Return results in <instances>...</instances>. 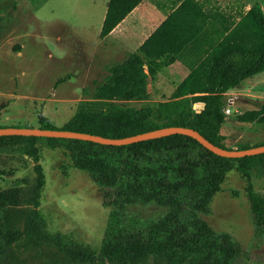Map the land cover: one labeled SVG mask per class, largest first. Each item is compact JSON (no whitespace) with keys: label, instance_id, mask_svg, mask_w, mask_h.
I'll use <instances>...</instances> for the list:
<instances>
[{"label":"trees","instance_id":"obj_1","mask_svg":"<svg viewBox=\"0 0 264 264\" xmlns=\"http://www.w3.org/2000/svg\"><path fill=\"white\" fill-rule=\"evenodd\" d=\"M141 2L108 0L99 38L107 36ZM212 22L223 31L222 38L177 84L169 100L141 107L109 102L119 96L147 99V77L153 79L175 62ZM263 71L264 12L259 4L235 14L206 9L199 0H181L134 51L108 67L105 79L95 82V100L80 102L61 127L40 115L38 127L120 138L165 126H182L197 130L221 146L215 131L225 118L226 92ZM192 103H203V107L194 110ZM237 119L264 124V103L237 115ZM41 140L51 148L64 147L74 166L87 171L104 189L102 204L110 210L98 254L110 263L136 264L148 256L166 264H236L240 258L249 259L248 252L230 233L215 231L201 217L209 212L213 195L232 169L245 179L255 235L264 238V182L263 191H256L252 181L254 170L264 175V152L223 157L179 133L125 145L0 136V153L17 152L33 162L35 194L45 183L38 145ZM16 202L15 195L0 191V264L8 259L11 242L7 209ZM150 203L164 208V213L156 218L128 214V207Z\"/></svg>","mask_w":264,"mask_h":264},{"label":"rangeland","instance_id":"obj_2","mask_svg":"<svg viewBox=\"0 0 264 264\" xmlns=\"http://www.w3.org/2000/svg\"><path fill=\"white\" fill-rule=\"evenodd\" d=\"M107 1L0 0V125L38 127V116L43 115L61 127L80 102L95 100L94 84L108 76V67L134 51L181 0H142L112 36L99 38ZM199 1L206 9L235 14L257 3L264 12L263 0ZM222 35L218 25L210 23L174 63L153 79L147 77V99L119 96L109 102L141 107L169 100L183 76ZM237 88L246 96L226 93L228 121L221 125L217 140L226 149L262 145L264 124L238 120L237 115L264 101V74ZM38 145L45 183L37 194L31 159L17 152L0 153V191L17 200L7 209L11 242L2 264H117L98 254L110 210L102 204L104 189L74 166L64 147L51 148L45 140ZM252 181L256 191H263L260 171L252 172ZM163 213L164 208L153 203L128 207L129 215L140 218ZM201 217L215 231L230 233L248 252L250 258L236 264H264V238L255 235L245 179L235 169L226 173L209 212ZM136 264L166 263L148 256Z\"/></svg>","mask_w":264,"mask_h":264},{"label":"water","instance_id":"obj_3","mask_svg":"<svg viewBox=\"0 0 264 264\" xmlns=\"http://www.w3.org/2000/svg\"><path fill=\"white\" fill-rule=\"evenodd\" d=\"M202 107H203V103H200V108L198 110L202 109ZM175 133L188 135L194 138L195 140H197L207 150L213 152L216 155L223 157L235 158V157H243L246 155H254L264 152V144L254 147L243 148V149H226L210 142L205 137H203L197 130L182 126H165L120 138L104 137L100 135L65 130V129H45L41 127H20V126L0 127V136L22 135V136H37V137L69 138V139L86 140L104 145H125L141 140L153 139Z\"/></svg>","mask_w":264,"mask_h":264},{"label":"crops","instance_id":"obj_4","mask_svg":"<svg viewBox=\"0 0 264 264\" xmlns=\"http://www.w3.org/2000/svg\"><path fill=\"white\" fill-rule=\"evenodd\" d=\"M135 9V8H134ZM133 9V10H134ZM132 10V11H133ZM131 11V12H132ZM130 12V13H131ZM129 13V14H130ZM128 14V15H129ZM128 15L123 19V21L122 22H120L107 36H112L116 31H117V29L123 24V22L126 20V18L128 17ZM166 17V16H165ZM164 17V18H165ZM163 18V19H164ZM224 34V33H223ZM107 36H105V37H107ZM223 36V35H222ZM222 38V37H221ZM174 63V62H173ZM171 65V64H170ZM188 73H189V71H188ZM187 73V74H188ZM186 74V75H187ZM261 74H264V71L263 72H260V73H258V74H255V75H253V76H251V77H248V78H246V79H244L242 82H241V84H240V86L242 85V84H244V83H246L247 81H249V80H251V79H253V78H255L256 79V77L257 76H260ZM185 75V76H186ZM185 76H183V78L185 77ZM182 81V80H181ZM180 81V82H181ZM226 93H235V94H239V95H244V96H246L245 95V93L244 92H242V90L241 91H239V88H237V87H235V88H230ZM260 101V100H259ZM260 103H264V101H261ZM228 121V118L225 116V118H224V120H223V122L218 126V128L216 129V131H215V133H216V137H219V135H220V131H219V129H220V127H221V125L223 124V123H226ZM223 137H225V136H223ZM234 148H235V146H233Z\"/></svg>","mask_w":264,"mask_h":264},{"label":"built area","instance_id":"obj_5","mask_svg":"<svg viewBox=\"0 0 264 264\" xmlns=\"http://www.w3.org/2000/svg\"><path fill=\"white\" fill-rule=\"evenodd\" d=\"M193 108L198 110L200 108V103H194L193 104ZM223 111H224V113H229V109L228 108H224Z\"/></svg>","mask_w":264,"mask_h":264}]
</instances>
